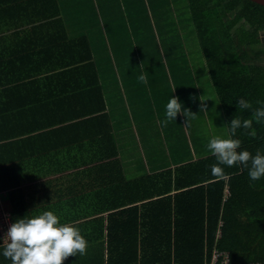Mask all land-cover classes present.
<instances>
[{"label": "crops", "instance_id": "0c3cea01", "mask_svg": "<svg viewBox=\"0 0 264 264\" xmlns=\"http://www.w3.org/2000/svg\"><path fill=\"white\" fill-rule=\"evenodd\" d=\"M86 2L0 0V83L3 79L8 83L9 69L24 75L5 89L9 99L3 91L7 85H0V202L10 223L53 211L60 223L78 227L88 242L87 252L70 256L63 264H97L107 259V242H136L135 228L139 232L147 228L148 199L134 201L147 192L142 191V180L174 167L150 166L145 158L133 157L134 151L144 154L141 140L122 123L121 98L115 103V87L102 78L92 41L93 66L72 65L74 72L59 71L57 63L65 59L60 56L75 53L76 44L70 42L55 54L51 47H58L49 41L43 23L62 21L68 38L85 35L92 40L77 26L92 21L88 15L92 9L95 19L96 0ZM33 17L43 31L17 29L20 23L34 22ZM68 23L74 26L70 29ZM65 42L62 38L61 45ZM4 70L7 74L1 78ZM40 70H54L58 77L25 78V73ZM121 226L122 236L109 241V231ZM0 249L1 253L2 241ZM2 255L0 264H11Z\"/></svg>", "mask_w": 264, "mask_h": 264}, {"label": "trees", "instance_id": "16d2710c", "mask_svg": "<svg viewBox=\"0 0 264 264\" xmlns=\"http://www.w3.org/2000/svg\"><path fill=\"white\" fill-rule=\"evenodd\" d=\"M53 2L55 0H51V4ZM188 3L228 131V123L234 116L242 120L252 118L251 110L238 109L237 99L250 101L253 109L261 106L258 100L264 101V65L243 61L248 53L244 47L258 42L259 32L264 29V6L252 0H188ZM45 9L50 11L48 7ZM37 19L33 17L34 22L20 23L16 27L43 31ZM43 24L47 26L49 41H55L58 47H51L55 54L62 52L70 42L73 46L76 44L75 53L60 56L65 58L57 63L60 72H74L72 65L93 66L90 42L85 35L68 38L62 21ZM62 38L65 45H61ZM253 45L250 50L258 56L264 48ZM53 71L25 73V78L30 75L57 78L59 72L53 74ZM80 72L84 76V71ZM9 73L12 75L8 83L4 79L0 83L7 85L3 91L8 99L10 92L5 89L9 84L24 79V75L19 76L11 69ZM5 74L4 70L1 78ZM55 89L58 93V86ZM251 130L256 131L255 138L246 134ZM233 138L241 140L240 150L253 155L259 150L264 154V123L254 120L252 129H238ZM215 163V157L209 154L143 179L142 191L147 192L134 201L148 199L147 228L140 232L135 228L136 242H107V259L97 264H210L214 250L227 253L230 264H264V177L251 180L248 169L237 165L224 166L226 175L218 179L211 173ZM122 231V226L117 231H109L108 240L119 239ZM138 232L142 235L140 240Z\"/></svg>", "mask_w": 264, "mask_h": 264}, {"label": "rangeland", "instance_id": "374dc122", "mask_svg": "<svg viewBox=\"0 0 264 264\" xmlns=\"http://www.w3.org/2000/svg\"><path fill=\"white\" fill-rule=\"evenodd\" d=\"M88 15L92 21L77 26L92 39L102 78L115 87V103L121 98L122 123L141 140L144 154L134 151L133 157L172 167L211 154L207 144L213 137L228 138L188 0H96L95 19L93 9ZM252 45L244 47L243 61L264 65V49L256 56ZM253 46L264 48V29ZM142 74L147 83L139 81ZM171 96L190 113L177 114L165 126Z\"/></svg>", "mask_w": 264, "mask_h": 264}, {"label": "clouds", "instance_id": "9594fccd", "mask_svg": "<svg viewBox=\"0 0 264 264\" xmlns=\"http://www.w3.org/2000/svg\"><path fill=\"white\" fill-rule=\"evenodd\" d=\"M139 81L147 83L146 75H140ZM204 101V100H203ZM201 100L200 110L205 111ZM241 111L251 110V119L233 117L228 123L229 137H213L207 144L210 153L215 157L216 163L211 166V173L218 179L225 177L224 166H242L248 169L251 180L264 177V154L259 150L253 155L241 149V140L235 137L238 129H252L253 121L264 123V101H257L260 107L253 109L250 101L244 98L236 100ZM189 112L182 107L179 97L171 96L166 105V126L169 120H175L177 114L185 117ZM190 113V112H189ZM248 136L255 138V130L248 131ZM3 242V256L11 264H63L70 256H83L87 252L88 242L81 235L80 229L71 224L60 223V217L53 211H44L41 215L21 217L10 223L7 232L0 237Z\"/></svg>", "mask_w": 264, "mask_h": 264}, {"label": "built area", "instance_id": "2783aa9c", "mask_svg": "<svg viewBox=\"0 0 264 264\" xmlns=\"http://www.w3.org/2000/svg\"><path fill=\"white\" fill-rule=\"evenodd\" d=\"M226 194L228 193V189L226 188L225 190ZM0 214H1V218L2 221L0 222L1 228H2V234L1 236H3L8 229V226L10 224V221L8 219V213H6L4 206L1 204L0 202ZM220 258V260H219ZM210 264H230L229 263V258H228V254L225 252H220L218 250H214L213 254H212V260L210 262ZM240 264H259L258 262H243Z\"/></svg>", "mask_w": 264, "mask_h": 264}, {"label": "water", "instance_id": "95a60500", "mask_svg": "<svg viewBox=\"0 0 264 264\" xmlns=\"http://www.w3.org/2000/svg\"><path fill=\"white\" fill-rule=\"evenodd\" d=\"M252 1L257 2V3L264 6V0H252Z\"/></svg>", "mask_w": 264, "mask_h": 264}]
</instances>
